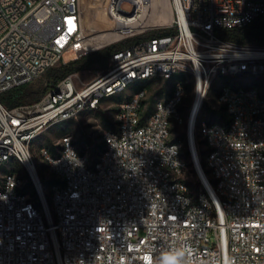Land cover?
Masks as SVG:
<instances>
[{"label": "built area", "instance_id": "built-area-1", "mask_svg": "<svg viewBox=\"0 0 264 264\" xmlns=\"http://www.w3.org/2000/svg\"><path fill=\"white\" fill-rule=\"evenodd\" d=\"M123 1L105 0L110 25L94 34L132 41L93 80L78 87L69 73L40 99L14 107L0 98V167L7 164L0 264H264V87L218 85L228 121L200 117L221 76L264 77V42L219 34L264 14V0H171L168 30L154 34H147L143 0H128L129 10ZM86 38L80 0H0V94L67 62V49L79 58L99 47H87ZM176 72L193 81L188 105V79H178L143 119L141 88L120 102L96 155L71 134L55 153L40 146L54 179L46 189L33 148L39 134L131 83ZM174 124L183 126V139H171ZM24 173L39 199L19 191Z\"/></svg>", "mask_w": 264, "mask_h": 264}, {"label": "rangeland", "instance_id": "rangeland-1", "mask_svg": "<svg viewBox=\"0 0 264 264\" xmlns=\"http://www.w3.org/2000/svg\"><path fill=\"white\" fill-rule=\"evenodd\" d=\"M80 8L84 17L85 25L88 24L90 21L97 20L96 18L104 12L102 11L103 4L105 0H88L87 4L90 8L89 11H86L83 7L84 0H80ZM150 2V0H148ZM168 1V2H167ZM86 3V2H85ZM166 5L169 10V14L172 15V5L171 0H166ZM122 7L124 9H132L133 4L128 1L124 0L122 2ZM146 11L144 12V21L146 25L150 27L147 30V34H154L158 32H163L168 30L166 24L168 23V17L161 18L158 14H156L152 7H146ZM94 30V29H92ZM131 37V36H130ZM130 37H123L120 38L118 36L116 39L112 40L109 43H105L104 45L99 46L92 52L102 50L106 45L119 42L121 40L129 39ZM64 58L67 61L75 60L77 57L75 52L72 49H67L64 52ZM104 67L102 64L95 63L91 67H86L76 71V85L78 87L84 86L86 83L93 80L97 74L102 70L101 68ZM188 79V89L186 90L185 102L188 105L194 98L195 95V87L193 81L184 73L180 74V79ZM234 79L239 81H253L255 83H260L264 87V77L258 76H251V75H244L239 74L236 76H221L217 81L213 83L207 97L205 98L206 101L213 107L219 108L221 107L217 101V87L225 83V79ZM31 84V88L34 90H40L41 93H36L35 96L31 99L33 102L40 98L43 93V88L46 87V84H49V77L47 74H43L42 76L36 78L35 80L29 82ZM175 83V80L164 78V77H152L145 80H140L134 83H131L125 90L122 92L104 97L100 102L97 108L93 109H84L79 112L76 116L64 120H60L58 122L52 123L49 127H47L41 134H39L33 140V148L38 159V165L40 172L44 176L45 179L49 178L47 172L45 171V162L41 159V155L39 152V147L44 145L48 147L49 145H55L58 142L59 138L64 134H71L74 142L76 145L82 149L86 150L91 153L92 156L97 154L96 144L102 141V135L104 129H106L105 125L103 124L104 120H108L110 122L115 123V115L119 109L120 102L129 98L131 94H133L136 90L141 88H146V97L144 99L148 100L145 103V106H148L151 102L149 99L153 96L154 101L158 97L167 96L170 92ZM148 84H150L148 86ZM121 98V99H119ZM117 99V100H116ZM30 101V102H31ZM174 126L180 131H183V126L174 124ZM178 134L177 130L171 132V138ZM202 147V145H200ZM16 168L19 169L18 165H15ZM7 170V164L0 167V177L1 175ZM19 171H22L21 169Z\"/></svg>", "mask_w": 264, "mask_h": 264}, {"label": "trees", "instance_id": "trees-1", "mask_svg": "<svg viewBox=\"0 0 264 264\" xmlns=\"http://www.w3.org/2000/svg\"><path fill=\"white\" fill-rule=\"evenodd\" d=\"M166 32V31H163ZM219 34L227 39L237 41V42H256V43H263L264 42V14H261L259 17H257L255 20H253L250 24L244 26L243 28H232V29H221L219 31ZM132 41L131 38L121 40L119 42H114L111 44L106 45L102 50L96 51V52H90L82 57L76 58L72 61H67L65 63H60L54 67H52L50 70L46 72L47 76L49 77V84H46V87L43 88L42 93L44 94L49 88H51L53 85H55L61 78L66 76L69 73H74L80 69L91 67L95 63L102 64L104 67L101 69H104L108 66L109 58L110 56L118 49L127 46ZM183 72H176L173 74L170 78L173 80L180 79V74ZM149 79V78H148ZM169 79V78H167ZM186 79V78H185ZM238 82L239 80H233L231 78L225 79L226 84H232L234 85V82ZM241 82V81H240ZM150 84H148L149 86ZM41 93L40 90H34L31 88V84L24 83L18 86H15L3 93L0 94V98L2 101L9 107H14L20 104L30 103L31 99L35 96L36 99V93ZM40 99V98H38ZM37 99V100H38ZM121 99V98H119ZM151 100L150 104L148 106H145L144 110L142 111L143 119L149 116L153 111V104L154 99L153 96L149 98ZM117 100V99H116ZM35 101V100H34ZM33 101V102H34ZM148 100L143 99V103H145ZM32 102V101H31ZM200 117H205L210 121L218 120L221 122L226 123L228 121L227 113L225 111V107L221 106L219 108H215L211 106L206 99L204 100V104L202 106V112L200 114ZM103 124L106 128H114L115 123L110 122L108 120H104ZM177 130L178 134L171 138L172 140H178L183 139L185 137V133L182 131L180 132L174 125L171 127V132ZM197 142L199 151L202 155L203 164L205 166V157L204 152L205 148L203 146V140L199 137V133L197 132ZM103 141L96 144V150L97 153L102 148ZM202 145V147H200ZM48 148L55 153V145H49ZM46 168V165H45ZM205 169L208 171V168L205 167ZM41 173V172H40ZM24 177H26V181L19 188L20 192H28L30 190L31 194H33L37 199L38 195L35 190V188L32 185L31 180L27 177V175L24 173ZM41 177L43 179V182L45 184L46 189L49 188V185L54 181L53 178L49 177L47 179L44 178V176L41 173Z\"/></svg>", "mask_w": 264, "mask_h": 264}, {"label": "bare ground", "instance_id": "bare-ground-1", "mask_svg": "<svg viewBox=\"0 0 264 264\" xmlns=\"http://www.w3.org/2000/svg\"><path fill=\"white\" fill-rule=\"evenodd\" d=\"M87 2L88 0H84L83 7L86 11H89L90 8L88 7ZM142 2H143V15L145 14L144 12L147 9L146 7L150 6L152 7V10L156 14H158L161 18L168 17L167 22H169L171 15L169 14V10L166 5V0H150V2L148 0H143ZM96 19L97 20L90 21L88 22V24H86L87 38L85 43L86 46L89 48L104 45L105 43H109L118 37V33L114 31H109L106 33L100 32L99 34L97 33L94 34L95 32L105 29L106 25H110L109 19L104 14L98 16ZM200 101H201V92H199L198 97L196 99L195 108L198 107Z\"/></svg>", "mask_w": 264, "mask_h": 264}, {"label": "clouds", "instance_id": "clouds-1", "mask_svg": "<svg viewBox=\"0 0 264 264\" xmlns=\"http://www.w3.org/2000/svg\"><path fill=\"white\" fill-rule=\"evenodd\" d=\"M168 264H177L176 260L173 258H169Z\"/></svg>", "mask_w": 264, "mask_h": 264}]
</instances>
